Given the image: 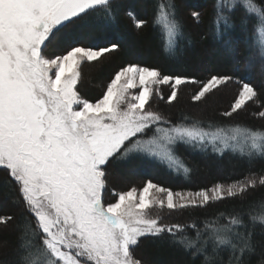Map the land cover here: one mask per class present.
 <instances>
[{
  "label": "snow or ice",
  "instance_id": "6c2138e0",
  "mask_svg": "<svg viewBox=\"0 0 264 264\" xmlns=\"http://www.w3.org/2000/svg\"><path fill=\"white\" fill-rule=\"evenodd\" d=\"M237 6L246 16L257 17L255 47L264 61V7L255 0H216V34H221V26H233L230 14ZM100 10L110 16V0H0V168L10 177L6 183L14 181L19 186L36 221L35 228L30 221L17 226L16 264H142L133 254L140 238H160L165 233L173 246L202 257L201 264H245L244 257L255 252L254 229L257 223L264 225V201L259 213H249L248 223L241 214H231L224 223L205 222L194 239L183 235L185 225L161 223V217L150 215V210L197 206L198 199L199 206H204L223 199L225 193L234 197L255 187V177L226 187L218 183L211 195L205 190L173 193L148 181L139 192L132 188L114 193L115 202H104L105 169L112 160L141 155L187 173L172 147L177 141L211 144L216 152L239 147L241 155L250 159L264 158V129L240 125L227 132L195 125L161 128L163 117L147 107L154 92L161 95L156 86L171 85V103L179 86L200 82L135 64L117 71L95 102L82 98L77 91L82 64L99 61L119 45L84 46L79 40L73 44L66 39L63 54L46 57L44 49L62 39L61 29L68 24ZM193 16L199 19L198 13ZM144 24L135 21L137 28ZM153 24L161 30L165 51L174 53L177 39L184 34L173 0H157ZM260 71L264 74V63ZM231 79L212 75L193 100L200 101ZM237 83L241 87L225 116L258 97L250 82ZM137 88L138 93L131 91ZM257 115L264 118V111ZM153 126L152 135L146 136ZM217 142L222 148L216 147ZM258 183L264 185V176ZM152 190L166 196L158 198ZM11 219L0 216V224ZM259 264H264V258Z\"/></svg>",
  "mask_w": 264,
  "mask_h": 264
},
{
  "label": "trees",
  "instance_id": "16d2710c",
  "mask_svg": "<svg viewBox=\"0 0 264 264\" xmlns=\"http://www.w3.org/2000/svg\"><path fill=\"white\" fill-rule=\"evenodd\" d=\"M176 17L182 25L183 37L178 38L174 53L164 49L161 30L154 26L153 19L157 0H111L110 16L103 10L91 13L83 20H74L61 29L62 39L50 43L44 49L46 57L63 54L66 39L74 44L109 46L119 45L118 49L106 54L99 61L84 62L77 91L82 98L95 102L102 97L117 71L128 64L155 68L162 75L181 76L200 83H185L178 89V95L171 103L169 85L160 87L161 95L154 94L150 100L151 110L156 111L170 126L195 125L206 131L223 128L228 131L236 125L251 129H264V118L257 114L264 111V74L260 66L264 61L257 54L258 21L256 16H246L244 9L237 6L231 12L232 27L221 26V34H216L214 6L216 0H173ZM264 7V0H255ZM199 14L197 20L193 13ZM131 13V15H130ZM136 20H143L144 26L137 28ZM212 75H228L232 79L217 90L207 94L200 101L193 100L196 89ZM244 79L257 90L256 101L249 102L243 109L231 116L223 115L230 111L231 103L238 94ZM232 86H231V85ZM156 96V97H155ZM161 96L163 98H161ZM149 133V132H148ZM175 155L189 171L179 173L153 158L134 155L126 161L112 160L106 166V189L104 202L115 199L114 193L141 188L151 181L172 192L196 193L209 190L216 184H229L255 177L257 184L242 194L210 201L204 206H196L170 213L172 221L185 225L183 235L196 238L198 229L205 222L218 220L226 222L231 214H241L248 223L249 213L261 211L259 204L264 201V185L258 180L264 176V158H249L239 151L216 152L212 149L197 150L189 145H173ZM10 181L7 170L0 168V216L11 217L6 224H0V264H16L19 232L17 226L26 221L35 228V217L26 208L19 192V186ZM224 215L221 216L220 214ZM196 225L195 228L189 225ZM170 236L165 233L160 238L142 237L133 254L142 264H201L202 257L173 246ZM255 252L244 257L245 264H259L264 258V225L257 223L253 232ZM227 262L228 252L222 253Z\"/></svg>",
  "mask_w": 264,
  "mask_h": 264
},
{
  "label": "rangeland",
  "instance_id": "374dc122",
  "mask_svg": "<svg viewBox=\"0 0 264 264\" xmlns=\"http://www.w3.org/2000/svg\"><path fill=\"white\" fill-rule=\"evenodd\" d=\"M111 1V0H110ZM85 62H87V61H85ZM80 81V80H79ZM231 85V84H230ZM166 86L167 85H159V86H156V87H158V90H159V93L161 94V92H160V87L161 88H166ZM232 86V85H231ZM180 87V86H179ZM221 87V86H220ZM241 87V86H240ZM239 87V88H240ZM169 88L170 89H168L167 88V90H170V91H172V89H171V85L169 84ZM200 88L201 87H199L198 89H196V92L198 93L199 92V90H200ZM179 89V88H178ZM133 93H138V91H139V88H137V89H133V90H131ZM196 93V94H197ZM154 94H155V92H154ZM154 94H153V96H154ZM208 94H211V93H208ZM207 95V94H206ZM157 96H159V95H157ZM156 97V96H155ZM152 99V98H151ZM147 107H149V108H151V106H147ZM161 128H164V129H167V128H171V127H173V126H170L169 124H167L164 120L160 123V125H159ZM154 130H155V126H153L152 128H150V129H148V130H146V133H145V135L146 136H150V135H152V133L154 132ZM149 132V133H148ZM227 132V131H226ZM177 143H182V144H185V145H189V146H191V147H193V148H195V149H197V150H201V149H212L213 150V146L211 145V144H200L199 142H197V141H192V142H189V143H184V142H182V141H177ZM176 143V144H177ZM172 147H173V145H172ZM216 147H218V148H222V145L219 143V142H217V145H216ZM226 150H231V151H233L232 150V148H225V149H223V151H226ZM236 151H239L240 152V149H239V147H237V149H236ZM182 170V169H181ZM181 170H179V171H176V170H172V171H175V172H180ZM146 184V183H145ZM144 184V185H145ZM144 185H143V187H144ZM143 187H141V188H138L137 190H138V192H139V190H141ZM226 187V186H225ZM212 189V188H211ZM211 189H209V190H207L208 191V194L209 195H211ZM173 193H176V192H173ZM180 193H182V194H184V193H190V192H180ZM152 195H154V196H156V197H158V198H164V196H166V193H157V192H155V190H152ZM225 197H228L227 195H226V193H225V195H224V198ZM117 198V196L115 197V199ZM115 199H113L111 202H115ZM174 200H176V201H179V198L178 197H174ZM210 202V201H209ZM199 205V199L197 200V206ZM191 207H196V206H189V207H186V208H177V209H174V210H169L167 207H164L163 209H160L159 207H153L151 210H150V215H152V216H156V215H159L160 217H161V220H163L164 219V221L166 222V223H169L170 221H172V216H170L169 217V215H170V213H175V212H177V211H180V210H182V209H187V208H191ZM163 218V219H162Z\"/></svg>",
  "mask_w": 264,
  "mask_h": 264
}]
</instances>
